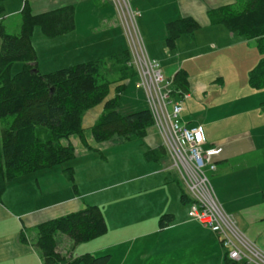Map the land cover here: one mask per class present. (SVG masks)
Here are the masks:
<instances>
[{
	"label": "crops",
	"instance_id": "0c3cea01",
	"mask_svg": "<svg viewBox=\"0 0 264 264\" xmlns=\"http://www.w3.org/2000/svg\"><path fill=\"white\" fill-rule=\"evenodd\" d=\"M0 1L7 14H19L23 7L22 0ZM28 2L33 13L74 6L73 31L46 39L39 28L33 29L31 43L43 73L128 49L116 11L107 0ZM233 2L134 0L132 5L140 14L137 26L148 56L158 61L165 76L172 78L179 70L188 75L189 97L184 100L187 110L182 118L188 125L202 127L206 146L219 148L216 169L209 173L217 199L241 231L264 251V89L255 90L247 81L257 50L254 40L211 24L207 15L209 8ZM184 16L193 17L200 29L181 35L175 48L169 49L165 25ZM5 17L6 13L0 15V20ZM250 57L244 68L243 58ZM70 137L67 144L63 139L61 144L73 146L74 159L7 182L0 196V264H42L30 231L38 223L86 205L100 207L106 232L77 245L65 239L59 246L66 252L65 262L90 253L108 255L107 264H232L215 232L188 217L179 181L164 161L147 160L146 152L161 143L148 134L137 138L139 145L117 140L125 156L119 161L142 166L139 172L118 180L124 173L114 178L112 169L105 174L96 172L102 159L95 151L107 157L92 136L85 135L86 144L78 136L71 142ZM67 167L73 170L72 181L63 173ZM163 214H171L172 221L160 227ZM22 233L26 242L20 239Z\"/></svg>",
	"mask_w": 264,
	"mask_h": 264
},
{
	"label": "trees",
	"instance_id": "16d2710c",
	"mask_svg": "<svg viewBox=\"0 0 264 264\" xmlns=\"http://www.w3.org/2000/svg\"><path fill=\"white\" fill-rule=\"evenodd\" d=\"M22 1L19 31L8 33L0 20V196L11 179L74 159L73 146L62 145L61 140L77 135L86 144L83 114L101 102L102 111L90 127L95 142L107 141L114 136L123 141L143 138L153 126L147 108L126 114L119 110V95L125 82L135 77L134 69L128 66L130 55L127 49L106 58L40 73L31 43L33 29L39 26L48 38L73 31L74 6L33 13L28 0ZM207 15L211 24L221 25L247 40H254L260 58L249 70L247 81L255 90L264 89V0H234L233 3L209 8ZM199 28L191 16L167 22V47L174 49L181 35L194 34ZM17 62L22 64L21 69L13 73L11 69ZM187 78L186 71L179 70L172 77L173 84L186 91ZM112 84L115 85V95L108 98ZM145 156L147 160L163 161L166 154L163 146L159 145L147 151ZM63 173L72 181L71 167L65 168ZM180 191L181 202L187 204V194L181 187ZM171 221V214H163L159 226H167ZM33 230L36 233L32 242L40 253L42 264H107L109 260L108 255L84 253L65 262L66 252L59 249L61 234L68 236L72 245H77L106 232L102 210L96 205H86L43 221ZM20 239L26 242V234L22 233Z\"/></svg>",
	"mask_w": 264,
	"mask_h": 264
},
{
	"label": "built area",
	"instance_id": "2783aa9c",
	"mask_svg": "<svg viewBox=\"0 0 264 264\" xmlns=\"http://www.w3.org/2000/svg\"><path fill=\"white\" fill-rule=\"evenodd\" d=\"M133 1L107 0L123 29L130 55L128 66L135 71L136 89L144 92L153 127L168 160L166 169L177 172L189 198L187 215L215 232L229 260L264 264V251L241 231L217 199L209 173L216 169L219 148L206 146L202 127L188 125L182 118L189 91L177 89L173 79L163 74L158 61L148 56L137 26L140 14Z\"/></svg>",
	"mask_w": 264,
	"mask_h": 264
},
{
	"label": "rangeland",
	"instance_id": "374dc122",
	"mask_svg": "<svg viewBox=\"0 0 264 264\" xmlns=\"http://www.w3.org/2000/svg\"><path fill=\"white\" fill-rule=\"evenodd\" d=\"M0 4H5V3H4V1H2V2L0 1ZM3 11L0 12V15L2 17H3V15L5 13L7 15V17H5V18L2 19L3 23L6 25V31L8 33H11V34L16 33L17 31H19V29H20V22H21L20 14H7L6 11H4V12ZM36 28H39V30L41 31V29H40L39 26H36ZM41 33H42V31H41ZM45 38L46 39H53V38H48L46 36H45ZM44 52L46 54L47 53V50L45 49ZM45 54H43V56H41L42 55L41 54L40 55L41 56L40 59H42L43 57H46ZM257 54L255 55L256 59L254 60L255 61L254 64L260 58V55H259L258 52H257ZM250 62H251V57L250 58H247L246 60L243 58L242 66L244 68H246L247 65H249ZM21 65H22L21 63H18V62L15 63L13 65L12 69H11L12 72L13 73H16V72L20 71ZM42 65H43V63H42ZM42 65H41V68H42ZM243 67H242V71H243ZM39 72L42 73V74H45V73H43L41 71H39ZM114 87H115L114 84H112L110 86L108 98H110V97H112V96L115 95ZM102 108H103V102H101L98 105L92 107L91 109L87 110L83 114L82 127L84 129V134L87 137H90L91 138L90 126L93 125L95 123V121L98 119V117H99V115L101 113ZM141 108H147L146 98H145L144 92L141 89H136L134 78H131V79H129V80H127L125 82V87H124L123 91L121 92V94L119 95V110H120L121 113L126 114V113H129L131 111H134V110H137V109H141ZM91 120H92V122H91ZM147 134L149 135L150 138H152V139L155 140V143H157V142L159 144L161 143L160 136L158 135L156 129L153 126H151L147 130ZM73 138H77V135H73V136L71 135L69 141L73 142L72 141ZM66 139L67 138H64L63 139V141H62L63 144H67L68 141ZM119 139H121L119 136H114L110 140L104 141V143L103 142L94 143L96 147L100 148V152L101 151H102L101 153L104 152L105 157H107L106 160H105L104 158H102L100 156V153H98L99 150L95 151L97 153L96 156H98L97 158L98 159H100V158L102 159V161L99 164H97V167L95 168L96 172H98L100 174H103V173L105 174L106 172H108L109 170L112 169L111 170L112 177H114V175H116L114 178L119 177L120 173H124L119 178H117L118 180L119 179H122V176H125V174L139 172L142 169V166L139 165L136 162L134 164H132V165L131 164L128 165V162H125V161L120 162L119 161V157H121V155H122V159L125 158V156L122 153L123 150H121L122 147L119 146V143L117 141ZM139 141H141V140H138L137 138L127 140V142H130V143H132V142L137 143L138 142L137 143L138 145L141 144ZM99 143H100V145H97ZM111 151L113 152V154L111 153ZM114 152H115L116 155H118V156H116V158L114 157ZM163 161H164V164L166 165L168 160H167V158H165ZM132 168L134 169V172L132 171ZM169 171H170L171 176L174 177L177 180V182L179 181V183H177L178 186L181 187V188H183V190H184V187H183L182 183L178 179L177 172L175 170H169ZM114 181H116V180H114ZM211 185L213 187L212 182H211ZM213 189H214V187H213ZM35 233H36L35 230L30 231V234L33 237H35ZM65 239L70 240L68 238V236H66L64 234H61L60 235V241H61V243Z\"/></svg>",
	"mask_w": 264,
	"mask_h": 264
},
{
	"label": "bare ground",
	"instance_id": "6f19581e",
	"mask_svg": "<svg viewBox=\"0 0 264 264\" xmlns=\"http://www.w3.org/2000/svg\"><path fill=\"white\" fill-rule=\"evenodd\" d=\"M136 50H138V49H136Z\"/></svg>",
	"mask_w": 264,
	"mask_h": 264
}]
</instances>
